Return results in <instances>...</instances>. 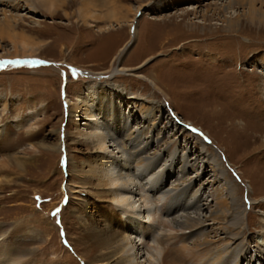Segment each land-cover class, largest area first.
<instances>
[{
  "label": "rangeland",
  "instance_id": "374dc122",
  "mask_svg": "<svg viewBox=\"0 0 264 264\" xmlns=\"http://www.w3.org/2000/svg\"><path fill=\"white\" fill-rule=\"evenodd\" d=\"M93 1L47 0L45 6L41 0H0V21L10 23L11 35H0V264H87L69 237L90 243L82 222L89 218L101 226L100 205L128 224L116 207L122 201L138 218L127 233L138 246L129 253L140 264H167L177 254L170 250L173 242L190 246L206 231L213 248L204 258L197 251L184 264H209L219 253V264H264V62L256 61L264 59V23L252 30L243 21L238 39L217 40L219 33H193L202 26L223 30V16L202 21L214 0L198 8L199 21H189L193 14L152 21L159 15L149 6L135 14L139 0ZM190 6L195 7L179 5L178 11ZM23 46L31 54L16 55ZM119 64L127 71L114 73ZM95 82L117 90V100L126 103L129 126H120L116 136L124 137L127 152L109 137L98 142L83 134L96 129L85 113ZM148 102L156 107L149 120L143 105ZM142 129L131 144L145 150V161L126 136ZM183 154L198 163L195 169H182ZM97 176L109 182L111 195L97 193ZM162 183L164 190L180 186L153 193ZM222 199L236 214L230 221L211 217ZM186 206L205 221L194 235L170 223ZM141 224L151 233L145 238L136 233Z\"/></svg>",
  "mask_w": 264,
  "mask_h": 264
},
{
  "label": "bare ground",
  "instance_id": "6f19581e",
  "mask_svg": "<svg viewBox=\"0 0 264 264\" xmlns=\"http://www.w3.org/2000/svg\"><path fill=\"white\" fill-rule=\"evenodd\" d=\"M41 1H42V3L45 2V6H46L47 0H41ZM94 1L98 2L99 0H94ZM139 1H141V3L138 6L135 14L141 13V9H143L146 6H149L150 12L154 13V15H159L158 18H152L151 19L152 21H175L176 19H177L176 21H182L183 19H178V18L182 17L184 15L187 16V15H191V14H193L195 17L193 19L190 18L189 21H199L198 18L196 19V17H200V15L198 16V14L200 13L201 10L199 11L198 8L201 7L202 3L204 2V0H152L151 2H150V0H139ZM146 1H148V2L145 3ZM187 3L195 5V7L190 6V7L182 8L183 9L182 12L178 11L179 5H183V4L187 5ZM210 5L211 6L209 8H206L202 11V14H201V16L203 18L202 21H208V20L211 21V19L213 20L217 16H219V17L223 16V18H221L220 21H223L222 24H223L224 28H223V30L218 29V31L216 33H214V32L206 31V26H202V28L200 29V32L202 31L201 33H199V31H197V30H195L193 32L196 34V36H199V37L200 36L201 37L210 36L211 37V36H215L216 34L219 33L218 36H215V39H217V40L226 39V38L227 39L228 38L236 39L237 37L239 38V36L243 35V33H244V30L241 26V25H243L242 24L243 21H247L246 28L251 27L252 30L253 29L256 30L258 28L255 26L257 22L259 24L264 23V0H226V1L225 0H214V2H211ZM235 7L240 8L242 10V12L240 11L238 13L237 10H235ZM232 9H234V11H235L234 14L237 12L235 15H233L232 12H230ZM167 10L171 11L170 15L164 14V12ZM155 13H157V14H155ZM111 14L112 13L110 12L109 15H111ZM97 16H99V15H97ZM254 21H255V23H254ZM167 24H169V23H167ZM11 25H13V24H11ZM9 27H10V23L8 21H0V35L2 37L10 35ZM133 29H134V36H136V34H137L136 25H135V27H133ZM248 29H250V28H248ZM25 50H26V48L23 46V50H21V52H19L17 49V50H15V54L16 55H18V54L25 55L27 53L31 54L30 52H28V50L27 51H25ZM256 61L264 62V59H256ZM134 69H130V70L134 71ZM118 71L123 72V71H127V69L125 67H122L121 64H119L117 66V68H115L114 73H116ZM262 84H263L262 86L264 88V82ZM89 88H90L89 93L91 96V100L93 101V104H91V108H89V110H87L85 113H86V116L89 118V121L94 124V126L96 127L97 130L95 129L94 133L91 132L92 134L91 133L87 134V132L83 133V134L86 136L90 135L93 139L97 138L98 142L100 141V139H106L109 137L114 142L115 148H122L123 151L127 152L125 146H123V144L121 145V143L124 142V140H123L124 137L121 138L119 136H116V134L121 133L120 132V126H122V125L129 126L127 124L128 123L127 120H129L130 117H126L127 114H125L122 110V107L126 103L125 102L123 103V100H117V99H119V97L117 96L118 95L117 90L113 91V89H110L111 91H109V88L107 86H105V84H102L101 82L100 83L95 82V85L94 86L90 85ZM83 101L84 100L82 98V100H80L79 106H77L78 109L80 108ZM143 105L146 106L145 116H146V119L149 120L152 113L153 112L155 113V109H156L155 104L153 105L152 102H148V103L143 104ZM159 110H161V107ZM73 111H75L76 113L78 112L77 115H79V110H73ZM78 117L79 116H77V118ZM165 126L167 127V124ZM134 133H137V134L134 135ZM142 135H143V129H142V131L134 130V131L128 132L126 134V136L128 139H130V142H128L127 145H130V148L134 150L133 152L136 153V155H139V158L141 161H145L148 158H150L149 156L144 154L145 150L142 149L141 146L137 147V146L131 144V140L133 139V137L134 138L136 136L141 137ZM258 137L260 139L261 137H263V135L260 133V135H258ZM170 142H173V141L170 140ZM261 144L264 145L263 138L261 139ZM184 145H185L184 150H186V148L188 146L187 142ZM206 148L208 149V147H206ZM59 150H60V148H59ZM212 152H213L212 155L216 156V153L213 150H212ZM123 154H125V156H127L126 155L127 153H123ZM129 156L130 155H128V158H130ZM172 156H173L172 152H169L167 159H170ZM181 160H182L181 166H182V169H184V170H187L188 167L195 169L196 166L198 165V163L197 164L192 163V159L189 160L187 157H185L184 154H183V157ZM208 160L211 162L212 159H208ZM100 161L101 160H99V161L97 160L96 164H94L95 166L93 165L92 167H90L89 171L90 172L96 171V167L98 166ZM17 163L19 165L22 164L21 162H17ZM101 164H104V163L102 162ZM212 164H214L213 167H216V162H213ZM137 168H139V166ZM80 170H76V171L79 173L78 175L80 176L78 178L82 179L81 177L84 174ZM97 177H98V179H97L98 183H97L96 187L99 188L102 186V189H98L97 193H105L107 195H111V194H109L110 190L105 188V186L109 182H106L105 180H103L99 176H97ZM178 179H180V178H178ZM178 179H176V180H178ZM85 182H83V183L81 182L83 186L85 185ZM123 186H124L123 188L126 187V190L132 191L130 188H128L129 184H127V182H124ZM150 186H152L154 188L153 185H150ZM179 186H180V184L177 183L174 185H170L167 190H164L165 184L162 183V185L155 186V191H152V192L155 194L157 192H162V193L164 192V194L165 193L169 194L171 190L177 189V188H179ZM139 187L140 186H138V188ZM144 187L145 186H142L141 188H143V190H144ZM71 189H72V187H71ZM149 189L152 190L151 188H149ZM74 191H75V189H74ZM76 191H81V190L79 189ZM196 192L194 194H196ZM110 199H113V198L110 197ZM220 201L221 202H218L219 203L218 211L216 213L212 214L211 217H212V219H215L217 216H220L221 219H223L224 221H226L227 219H228V221H230V218L233 217V214H234L232 211H234V210L231 211V208L229 207L226 199H222ZM122 202H121V205L118 204V205H116V207L117 208L120 207L121 212L122 211L125 212L126 218L129 219V222L128 221L126 222L128 224L125 225L121 222V220H123V219L117 211L111 212L108 210V206L100 205L99 209L101 210L102 215H103V218H102L103 223L101 224V226H100V224L96 225L89 218L83 219V222H82V234L84 235L85 239L90 240V243L89 244L86 242L83 243V241L80 238L74 239L73 237H69L72 239V244L74 245L75 251H78L79 257L81 259H83L85 262L89 261L87 264H140L139 261H136V257H134V256L131 257V254L129 253L132 249L138 248V246H137V242L135 241V239L131 238L130 235L127 233L132 228L130 221H134L135 219H138V218L136 216H134V217L130 216V214L128 213V211H131L129 209L130 206L129 207L128 206L126 207L125 205L122 206V204H123ZM83 206H81L79 208L82 211H87L86 208H83ZM186 208H187V206H186ZM196 208H197L196 210L198 211V208H200V207H196ZM145 211L149 212L148 206H147V209H145ZM145 211H144V213H145ZM179 212H180V210H179ZM170 213H171V211H170ZM237 214H238V212H237ZM234 215H236V214H234ZM237 216H240V215H237ZM204 222L205 221H203V218L201 216H197V215L193 216L192 213L190 212V210H188V208L185 209V212H183L181 214V218L173 217L170 221V223L176 224V226L180 227V229L188 228L190 230L189 232H191V234L195 230H201L202 227L204 226ZM153 224L154 223H151L149 229L151 228V226H152V228L155 226ZM236 224L238 225L239 223H236ZM226 225L229 226L228 224H226ZM145 227L146 226H143L141 224L140 229H138L136 232L138 234L140 233L141 236H143L144 238L147 237V235L151 234L150 230H148V228H145ZM238 227H240L239 229H241L242 226L238 225ZM200 234H201V232H200ZM193 235H194V233H193ZM134 237H136V236H134ZM191 237L192 236L190 235L186 239H188V238L190 239ZM145 241L146 240L144 239L141 243H144V244L147 243ZM70 242H71V240H70ZM78 242H79V244H78ZM212 243L213 242H211V240L208 239L207 231L202 233V236L200 235L199 237H196L195 239H193V241H191V244L189 243L190 246L189 245L178 246L177 242H173L171 247H170L171 252L177 253L176 255L180 254L181 256L179 255L176 258V255L174 254L175 255L174 258L169 259L167 257L165 260V263L176 264L174 261H177L178 263L180 262V263L184 264L191 255H193L192 257H194L196 255L197 251H200V253L202 254V256L204 258L206 256V254L213 248ZM149 249L152 252L153 248L151 246H149ZM90 251L98 252V255L93 258L89 254ZM222 254L223 253H219L217 258L214 259V261H211V263H209V264H215L216 262H217L216 264H219V262H222V260H223ZM245 254L247 255V252H245V249H243L242 252L240 253V256L243 257V255L245 256ZM200 257H201V255H200ZM182 259H184V260L182 261ZM202 261L204 263V259ZM202 261L200 260V262H202ZM205 262H207V261H205ZM9 264H12L11 260H10Z\"/></svg>",
  "mask_w": 264,
  "mask_h": 264
}]
</instances>
